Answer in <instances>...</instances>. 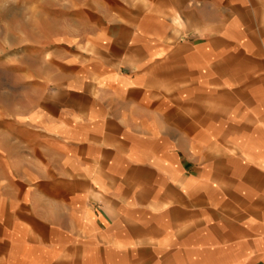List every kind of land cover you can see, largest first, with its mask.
Returning <instances> with one entry per match:
<instances>
[{
    "label": "crops",
    "instance_id": "1",
    "mask_svg": "<svg viewBox=\"0 0 264 264\" xmlns=\"http://www.w3.org/2000/svg\"><path fill=\"white\" fill-rule=\"evenodd\" d=\"M86 5L0 101V264H264V0Z\"/></svg>",
    "mask_w": 264,
    "mask_h": 264
},
{
    "label": "rangeland",
    "instance_id": "2",
    "mask_svg": "<svg viewBox=\"0 0 264 264\" xmlns=\"http://www.w3.org/2000/svg\"><path fill=\"white\" fill-rule=\"evenodd\" d=\"M70 1L0 0V101H21L23 92L18 87L28 79L29 99L37 100L38 77L50 69L44 52L55 48L54 39L65 38L71 21L77 22L79 38L94 32L87 0H74L76 8ZM122 16L129 17L128 11ZM11 85L15 89L8 99L2 92Z\"/></svg>",
    "mask_w": 264,
    "mask_h": 264
}]
</instances>
